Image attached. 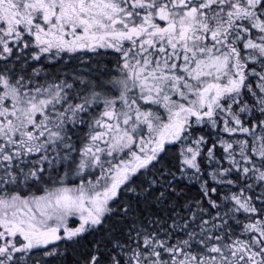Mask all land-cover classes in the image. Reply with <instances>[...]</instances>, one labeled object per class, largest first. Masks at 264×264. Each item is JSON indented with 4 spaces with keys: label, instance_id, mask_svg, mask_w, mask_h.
I'll return each mask as SVG.
<instances>
[{
    "label": "snow or ice",
    "instance_id": "obj_1",
    "mask_svg": "<svg viewBox=\"0 0 264 264\" xmlns=\"http://www.w3.org/2000/svg\"><path fill=\"white\" fill-rule=\"evenodd\" d=\"M0 264H264V0H0Z\"/></svg>",
    "mask_w": 264,
    "mask_h": 264
}]
</instances>
